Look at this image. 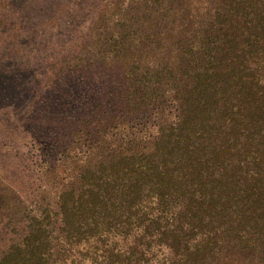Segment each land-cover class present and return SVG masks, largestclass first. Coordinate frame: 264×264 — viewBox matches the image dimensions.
I'll return each instance as SVG.
<instances>
[{"label": "trees", "instance_id": "16d2710c", "mask_svg": "<svg viewBox=\"0 0 264 264\" xmlns=\"http://www.w3.org/2000/svg\"><path fill=\"white\" fill-rule=\"evenodd\" d=\"M218 2L166 15L151 0L139 31L113 35L122 103L142 115L104 114L114 87L82 104L72 167L0 214V264H264V0Z\"/></svg>", "mask_w": 264, "mask_h": 264}, {"label": "rangeland", "instance_id": "374dc122", "mask_svg": "<svg viewBox=\"0 0 264 264\" xmlns=\"http://www.w3.org/2000/svg\"><path fill=\"white\" fill-rule=\"evenodd\" d=\"M150 1L0 0V214L14 209L26 195L51 192L54 178L69 171L72 160L67 159L66 148L72 145L73 131L83 129L76 123L85 114L82 104L106 97L104 88H116L111 90L112 97L121 98L116 100L121 107L117 109L107 97L104 114L112 117L118 113L114 118L126 124L142 115L141 109L125 108L126 102L122 103L130 91L123 88L117 72L114 74L117 62L110 51L115 52L113 35L126 31L132 36L139 31L134 23L147 16ZM159 1L166 9L171 6L166 15L176 8L182 14L190 9L200 14L202 8L213 10L220 4L218 0ZM140 4L146 9L141 10ZM203 13L201 18L209 21ZM141 29L145 31L146 26L142 24ZM143 43V50H148L149 44ZM108 64L107 71L101 68ZM146 111L143 114L149 117ZM120 136L119 130L114 145ZM56 138L62 141V157L59 153L53 156L50 150L58 142ZM78 139L86 144L81 134ZM110 139L106 142H112ZM60 158L63 166L54 171L52 166ZM249 252L236 250L233 259L238 261L229 264H262L258 254Z\"/></svg>", "mask_w": 264, "mask_h": 264}]
</instances>
